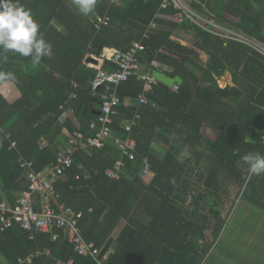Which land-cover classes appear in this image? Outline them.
Returning a JSON list of instances; mask_svg holds the SVG:
<instances>
[{
    "label": "trees",
    "instance_id": "obj_1",
    "mask_svg": "<svg viewBox=\"0 0 264 264\" xmlns=\"http://www.w3.org/2000/svg\"><path fill=\"white\" fill-rule=\"evenodd\" d=\"M21 3L52 44L53 54L37 66L19 54L7 53V59L0 60V73L13 77L0 76V201L14 203L19 193L28 190L19 158L32 162L35 173L42 176L74 133L88 137V124L100 108L101 95L113 92V87L104 84L93 90L99 71L85 66V57L99 58L105 48L125 51L148 32L140 62L148 67L157 61L169 67L172 71L166 75L180 77L182 84L177 91H165L156 83L143 106L137 104L143 92L139 80L118 85L115 93L120 104L112 133L124 138L123 123L140 116L131 131L137 143L134 159H125L118 179H110L106 171L121 159L112 141L90 153L77 152L71 168L55 184L58 202L81 214L78 226L85 242L101 250L99 258L109 252L105 264H201L212 244L201 247L200 242L210 229L214 242L224 225L223 179L233 174L243 179L240 167L247 168L238 163L241 157L264 154L260 145L264 56L249 43L210 33L189 19L179 23L169 0H98L87 16L78 13L72 0ZM189 6L200 17L214 16L234 34L264 45V0H191ZM224 8L237 21L224 20ZM98 19H108L107 24ZM152 23L157 30L150 32ZM181 31L194 32V42L181 46L175 37ZM201 52L207 61L200 58ZM114 70L112 63L104 61V75ZM227 72L235 87L221 90L216 78ZM216 108L220 115L216 116ZM67 111L71 114L65 116ZM212 113L223 120L216 123V138L202 132ZM229 121L236 138L229 137L228 129L222 132ZM11 143H16L15 149H9ZM154 143L168 146L163 157L152 150ZM186 145L202 146L208 155L203 158L194 150L195 160L181 163L179 151ZM144 159L153 178L141 175ZM255 182L263 185L264 174L252 176L249 189ZM205 214L214 222L212 228ZM143 216L150 219L140 221ZM53 234L58 235L56 241ZM31 255L32 264H97L92 257L77 255L73 234L57 227L32 238L19 225L0 234V264H17L19 258Z\"/></svg>",
    "mask_w": 264,
    "mask_h": 264
},
{
    "label": "built area",
    "instance_id": "obj_2",
    "mask_svg": "<svg viewBox=\"0 0 264 264\" xmlns=\"http://www.w3.org/2000/svg\"><path fill=\"white\" fill-rule=\"evenodd\" d=\"M169 2L172 4L173 9L177 11L176 18L179 23L184 21V19H189L190 21L200 19L201 22L204 21L202 17L197 15L186 5L184 0H169ZM166 7L164 3L162 8L165 9ZM98 21L100 24L106 25L108 19H98ZM200 27L208 31L203 25H200ZM149 30L150 32L157 30V25L152 23ZM213 34H217L229 40L249 43L254 46L257 52L264 56V46L262 44L252 43L249 39L236 35L230 30H228L227 33L221 30V32H213ZM148 38L149 33L145 32L142 35V39L132 42L127 50L119 51L111 49L108 50L110 54L107 55L105 51H103L99 55V59L102 63H104V61L112 63L115 66V70L108 75H104L100 72L102 76H97L93 83V90L101 85L109 84L113 87V92H104V94L101 95L100 108L98 109L99 114L88 124V137H85V135L79 132L74 133L73 137L68 140L67 146L58 152L56 163L53 165L51 164L47 173L42 176H38L35 173L32 162L23 158L18 159L17 163L20 169L26 172L29 187L27 191L17 195L14 203H10L6 200L0 201V234L10 229L13 225H19L20 228L30 234V238H32L33 234H49L54 227H57L64 232H71L73 234V246L77 255L84 257L89 256L97 260V264H105L109 252H106L99 258L101 250L95 248L92 243L85 242L78 226V220L81 214H77L73 210L65 208L64 205L58 202L55 184L59 180V177L64 175L66 170L71 168L73 157L77 152L82 151L90 153L93 149H102L109 141L113 142L121 156V159L116 161L113 168L106 171V175L110 179H118L119 173L125 167V159H134L137 143L132 137L131 131L140 119V116L136 114L132 120L123 123L124 138L113 136L112 126L114 124V118L118 115L117 108L120 104L115 90L121 83L136 78L143 86V92L138 96L137 104L139 106L148 104L146 94L150 93L153 86L157 83V80L152 76V72L155 70L164 73L166 69L164 65H161L157 61H152L148 67L142 65L140 62V55L146 50L144 41ZM172 89L177 91L178 86L174 85ZM260 145L264 149V134L261 136ZM15 146L16 143H11L9 149H15ZM141 175L150 178L154 176L147 159L143 161ZM35 195H38L37 199L34 197ZM57 239L58 235L53 234L52 241H56ZM48 253L49 252L46 251V254ZM33 259L34 255L19 258L17 264H32ZM57 264L65 263L58 262ZM66 264H73V262L69 261Z\"/></svg>",
    "mask_w": 264,
    "mask_h": 264
},
{
    "label": "crops",
    "instance_id": "obj_3",
    "mask_svg": "<svg viewBox=\"0 0 264 264\" xmlns=\"http://www.w3.org/2000/svg\"><path fill=\"white\" fill-rule=\"evenodd\" d=\"M179 36V33H177ZM176 36V35H175ZM186 44V43H185ZM111 49L105 48L102 50L105 51V54H110ZM198 52V51H197ZM202 54V55H201ZM200 58L205 62L208 59V56L201 52ZM90 57L94 60L100 61L99 58L93 55H87L85 57V60ZM103 63L100 61V64L97 66H93L94 68H98L99 73L101 72V67ZM165 66V65H164ZM88 67V66H87ZM165 72L164 73H170L172 69L165 66ZM216 84L219 89H224L227 86L230 88L235 87L231 74L227 72L225 75H223L220 79L216 78ZM224 103H228L230 105V102L225 101ZM99 106V103H98ZM99 109V108H98ZM96 110V112L98 111ZM220 109L216 108L215 114L216 116L220 115ZM71 112L67 111L65 116L70 115ZM209 120L211 123H208L202 127V132L204 136H208L210 138H216L219 134L218 132V126L217 122L220 124H223V120L221 121L220 118H215L214 114L209 115ZM220 124H218L220 126ZM233 125V122H228L227 125L223 128L222 132L224 133L226 129L230 130V133L228 134L230 138L235 136V133L231 131V127ZM230 127V128H229ZM185 132H188L185 130ZM189 136V135H188ZM203 146V144H202ZM198 147L196 149L191 148L190 146L186 145L179 151V160L181 163H186V161H194L195 158L193 156L194 152L197 151V153L202 154L203 158H205L208 155V151L204 147ZM165 149H164V148ZM152 150L154 153L161 152L166 154L168 150L167 145L154 143ZM165 150V151H164ZM196 150V151H194ZM164 151V152H163ZM158 155V154H157ZM192 167V166H191ZM240 170H243V179L237 180L234 177V174L231 176L229 175V178L223 179L222 182V191L220 193L221 195V202L223 205L221 206L220 215L222 219L224 220L223 228L218 236V238L212 243V247L209 250L206 257L211 256V264L212 261L215 258H220L223 262H226L227 264H230L229 261L237 262L238 264H264V184L262 185L260 182H255V187L252 186L251 189H249V180L252 176H250L247 172V169H243L240 167ZM242 180L243 183H242ZM195 182V181H194ZM247 192V193H246ZM189 202V201H188ZM226 209V211H225ZM225 213V214H224ZM206 217L210 219V216L208 214H205ZM251 216L254 218V221L252 223H255V225L251 228V230H245L244 232L241 229L243 218L248 219V217ZM236 217V221H234V218ZM241 217V218H237ZM150 218L147 216H143L140 218V221L147 222ZM211 228L213 225L212 219H210ZM234 223V225H233ZM124 220L121 221L120 225L117 227L115 231V235L123 228ZM239 227L238 231L234 227ZM233 233L234 239L227 240L226 244H223L224 236L226 234ZM114 235V237H115ZM206 240L204 242H200L201 247L205 245V243L208 241V237L211 236V229L206 232ZM209 235V236H208ZM212 238H210L211 240ZM223 244V245H221ZM238 250H241V253L238 252ZM227 253L230 255L229 261L226 260V257L224 256ZM244 252V256L242 255ZM217 253V256H214V254ZM205 257V258H206ZM201 262L204 263V260Z\"/></svg>",
    "mask_w": 264,
    "mask_h": 264
},
{
    "label": "clouds",
    "instance_id": "obj_4",
    "mask_svg": "<svg viewBox=\"0 0 264 264\" xmlns=\"http://www.w3.org/2000/svg\"><path fill=\"white\" fill-rule=\"evenodd\" d=\"M72 3L80 15L87 16L95 10L98 0H72ZM7 53L30 58L33 66L53 54L52 44L45 40L39 24L21 0H0V60H6ZM0 76L13 78L11 73ZM238 163L246 166L250 176L264 174V154L260 152L247 153Z\"/></svg>",
    "mask_w": 264,
    "mask_h": 264
},
{
    "label": "rangeland",
    "instance_id": "obj_5",
    "mask_svg": "<svg viewBox=\"0 0 264 264\" xmlns=\"http://www.w3.org/2000/svg\"><path fill=\"white\" fill-rule=\"evenodd\" d=\"M185 1V3H186V5H188L189 6V2L191 1V0H184ZM190 7V6H189ZM209 17H207V16H204V21L203 22H201V20L199 19V20H197V19H195V20H192L194 23H196V24H198L199 26L200 25H203V27H206V29H208V31L210 32V33H213V32H216V33H219V32H221V30H223L225 33H227V31L229 30V28H227L226 26H228V24H226V23H224V22H222V21H218V19L217 18H215L214 16H211V15H208ZM222 18L224 19V20H226V21H237L234 17H232L228 12H227V9H225L224 8V11H223V13H222ZM207 24V25H206ZM175 37H177L179 40H180V45L181 46H186L187 45V43H189V44H192L193 42H194V40H195V38H196V34L194 33V32H184V31H181L180 33H179V36H178V34L176 33V36ZM172 39H174V37L172 38ZM186 43V44H185ZM263 45V44H262ZM264 46V45H263ZM201 54V53H200ZM202 55V54H201ZM94 56V55H93ZM87 60V59H86ZM85 59L83 60V64L85 65V66H88L89 68H94L91 64H89L87 61H86ZM94 69H96V68H94ZM101 69V68H100ZM96 70H99L98 68L96 69ZM164 148V147H163ZM165 149V148H164ZM155 151V150H154ZM165 151V150H164ZM163 151V152H164ZM156 154H158L159 155V158H161V157H163L164 156V153H161V152H157L156 151ZM223 204V203H222ZM223 205H228V203L227 204H223ZM223 205H221V206H223ZM225 211H226V209H225ZM225 214V213H224ZM237 218H241V217H237ZM236 220H238V219H236V217L234 218V221H236ZM252 221H254V218L253 217H251V216H249L248 217V219H244L243 218V222L244 223H242V226H241V229H242V231L244 232L245 230L247 231V230H251V228L255 225V223H252ZM233 225H234V223H233ZM236 228V230L238 231V229H239V227H237V226H235L234 227V229ZM209 236V235H208ZM210 238H211V236H209L208 237V241L205 243V246L206 245H208V244H212L213 243V241H212V239L210 240ZM230 239H234V236H233V233H230V237H229V234H226L225 236H224V240H223V244H226V242H227V240H230ZM223 244H221V245H223ZM212 247V246H211ZM211 247H210V249H211ZM238 252L239 253H241V250L239 251L238 250ZM224 254H225V252H224ZM243 256L245 255L244 254V252H243V254H242ZM207 256V255H206ZM214 256H217V253H215L214 254ZM225 257H226V260H228L229 261V259H230V255H228L227 253L224 255ZM206 260H204V263H202V264H211V262H210V260H211V256H208V257H206L205 258ZM0 261H2V258L0 257ZM230 262V264H238L237 262L235 263V262H231V261H229ZM212 264H227L226 262H223L222 260H220V258L218 259V258H215L213 261H212ZM244 264H246V263H244ZM251 264H254V263H251Z\"/></svg>",
    "mask_w": 264,
    "mask_h": 264
},
{
    "label": "water",
    "instance_id": "obj_6",
    "mask_svg": "<svg viewBox=\"0 0 264 264\" xmlns=\"http://www.w3.org/2000/svg\"><path fill=\"white\" fill-rule=\"evenodd\" d=\"M94 49L98 50L97 46H95ZM101 76H102V74L99 73L98 77H101ZM152 76L157 80L158 86L163 88L165 91L171 90L174 87V85L180 86L182 84V80L178 76L170 77V76L166 75L165 73L158 72L155 70L152 72ZM99 104H100V102H99ZM98 114H99V111L93 113V115H95V116Z\"/></svg>",
    "mask_w": 264,
    "mask_h": 264
},
{
    "label": "bare ground",
    "instance_id": "obj_7",
    "mask_svg": "<svg viewBox=\"0 0 264 264\" xmlns=\"http://www.w3.org/2000/svg\"><path fill=\"white\" fill-rule=\"evenodd\" d=\"M87 62L93 66H97L100 64V61L94 60L93 58L88 57Z\"/></svg>",
    "mask_w": 264,
    "mask_h": 264
}]
</instances>
